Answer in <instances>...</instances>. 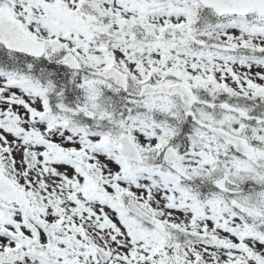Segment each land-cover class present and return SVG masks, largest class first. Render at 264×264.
<instances>
[{
    "label": "snow or ice",
    "instance_id": "1",
    "mask_svg": "<svg viewBox=\"0 0 264 264\" xmlns=\"http://www.w3.org/2000/svg\"><path fill=\"white\" fill-rule=\"evenodd\" d=\"M0 264H264V0H0Z\"/></svg>",
    "mask_w": 264,
    "mask_h": 264
}]
</instances>
